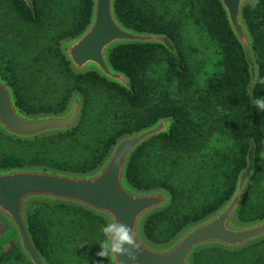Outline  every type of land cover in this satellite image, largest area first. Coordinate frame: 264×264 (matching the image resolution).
<instances>
[{
	"label": "trees",
	"instance_id": "16d2710c",
	"mask_svg": "<svg viewBox=\"0 0 264 264\" xmlns=\"http://www.w3.org/2000/svg\"><path fill=\"white\" fill-rule=\"evenodd\" d=\"M0 0V77L27 115L63 112L72 94L83 100L71 132L20 141L0 132V169L43 167L72 174L95 170L117 139L172 118L169 133L153 137L131 156L126 179L137 190L163 189L170 205L149 216L145 238L166 244L182 229L219 209L232 195L246 156L255 147L254 172L237 220L264 219V0L243 9L258 77L249 67L219 0H116L127 28L164 35L175 58L157 44L114 48L109 61L130 90L94 72L75 75L60 42L89 23L91 0ZM27 223L48 264H107L97 259L106 221L75 206L32 203ZM11 233V232H10ZM12 235V234H11ZM0 264H29L11 236ZM192 264H264V240L240 252L200 250Z\"/></svg>",
	"mask_w": 264,
	"mask_h": 264
},
{
	"label": "water",
	"instance_id": "95a60500",
	"mask_svg": "<svg viewBox=\"0 0 264 264\" xmlns=\"http://www.w3.org/2000/svg\"><path fill=\"white\" fill-rule=\"evenodd\" d=\"M33 11L31 0H23ZM116 0H91L88 25L77 36L60 42V51L75 75L90 72L130 90L129 78L110 64V52L123 45L157 44L175 58L176 50L164 35L135 32L125 27L115 13ZM229 28L241 46L249 67V88L258 77L252 52V38L243 19L245 7L254 8L259 0H219ZM83 100L70 97L58 114L27 115L16 105L11 87L0 77V132L20 141L71 132L80 122ZM172 118H164L140 131L117 139L102 163L85 174H72L43 167L0 169V221L13 233L14 241L29 264H48L35 247L27 223L28 207L35 202L64 204L82 208L103 218L115 219L132 227L138 248L135 264H192L200 250L218 248L240 252L264 240V219L250 223L237 220L245 190L254 172L255 147L246 156V168L237 177L231 197L215 212L188 225L166 244H153L143 233L145 220L165 210L171 196L163 189L140 191L132 188L126 171L132 154L153 137L169 133ZM107 264H132L123 255L107 256Z\"/></svg>",
	"mask_w": 264,
	"mask_h": 264
},
{
	"label": "clouds",
	"instance_id": "9594fccd",
	"mask_svg": "<svg viewBox=\"0 0 264 264\" xmlns=\"http://www.w3.org/2000/svg\"><path fill=\"white\" fill-rule=\"evenodd\" d=\"M259 109L264 111V99L256 101ZM103 237L102 246L97 253V259L102 260L107 256L123 255L126 256L132 264H135V251L138 244L132 227L119 223L115 219L110 220L100 229Z\"/></svg>",
	"mask_w": 264,
	"mask_h": 264
},
{
	"label": "rangeland",
	"instance_id": "374dc122",
	"mask_svg": "<svg viewBox=\"0 0 264 264\" xmlns=\"http://www.w3.org/2000/svg\"><path fill=\"white\" fill-rule=\"evenodd\" d=\"M11 236L13 238L12 231L4 223H2L0 221V252L6 250V248H7L6 243H7L9 238L11 239Z\"/></svg>",
	"mask_w": 264,
	"mask_h": 264
}]
</instances>
